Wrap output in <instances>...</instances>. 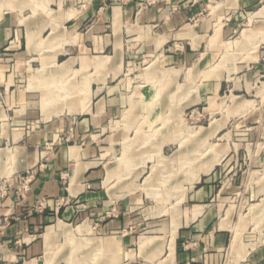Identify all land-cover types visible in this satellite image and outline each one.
I'll return each mask as SVG.
<instances>
[{"label":"crops","instance_id":"crops-1","mask_svg":"<svg viewBox=\"0 0 264 264\" xmlns=\"http://www.w3.org/2000/svg\"><path fill=\"white\" fill-rule=\"evenodd\" d=\"M205 1L0 0V178L12 179L35 167L43 155L48 158L27 199L14 202L12 190L0 207L1 216L9 217L0 233V264H37L57 228L82 212L105 211L98 204L108 196L104 182L113 171L106 169L103 151L128 138L115 119L163 115L157 105L160 88L142 89L141 108L134 103L124 109L138 89L127 54H161L143 68L144 87L166 84L169 77L175 82L183 59L204 46L208 52L213 38L233 34L234 25L215 29L217 20L210 23L201 15ZM194 17L199 22L191 27L187 21ZM259 53L255 68L264 72V41ZM174 155L160 157L153 166L163 159L165 165L174 163ZM214 164L198 166L187 178L191 190L185 214L172 227L173 264H226L239 254L228 252L230 220L211 200L229 162ZM43 198L46 207L32 209ZM127 225L123 215L106 219L102 228L112 236L99 249L114 248ZM245 248L240 264H264V244Z\"/></svg>","mask_w":264,"mask_h":264},{"label":"rangeland","instance_id":"rangeland-1","mask_svg":"<svg viewBox=\"0 0 264 264\" xmlns=\"http://www.w3.org/2000/svg\"><path fill=\"white\" fill-rule=\"evenodd\" d=\"M201 12L210 23L218 21L215 29L234 25L233 34L215 37L208 52L204 46L183 59L175 82L168 76L166 84L144 87L143 68L161 54H127L136 76L133 87L138 89L124 109L134 103L140 107L142 89L160 88L157 105L163 115L115 119L128 138L103 151V163L113 171L104 182L108 196L98 204L105 211L82 212L76 221L57 228L51 248L37 264H173L172 227L175 218L181 221L185 214L191 190L187 178L209 161L213 166L229 162L211 199L230 220L228 252L239 251L226 264H240L246 246L264 244V72L255 68L264 41V0H206ZM198 22V17L187 21L189 26ZM172 155L174 163L165 165L163 159L153 166L160 157ZM237 179L241 183L229 188ZM120 215L128 225L118 234L117 245L100 250V243L112 236L102 228L103 222ZM79 226L84 229L79 231ZM122 237L128 238L126 243Z\"/></svg>","mask_w":264,"mask_h":264},{"label":"built area","instance_id":"built-area-1","mask_svg":"<svg viewBox=\"0 0 264 264\" xmlns=\"http://www.w3.org/2000/svg\"><path fill=\"white\" fill-rule=\"evenodd\" d=\"M48 158L43 155L39 163L25 172L18 173L12 179L0 178V207L10 197L11 191L13 193L14 202H23L27 199L28 194L32 191L34 181L37 179L39 172L47 166ZM46 207V198H43L32 209L42 210ZM9 217L1 216L0 214V233H3L8 226Z\"/></svg>","mask_w":264,"mask_h":264},{"label":"bare ground","instance_id":"bare-ground-1","mask_svg":"<svg viewBox=\"0 0 264 264\" xmlns=\"http://www.w3.org/2000/svg\"><path fill=\"white\" fill-rule=\"evenodd\" d=\"M249 36V35H248ZM244 254V253H243Z\"/></svg>","mask_w":264,"mask_h":264}]
</instances>
